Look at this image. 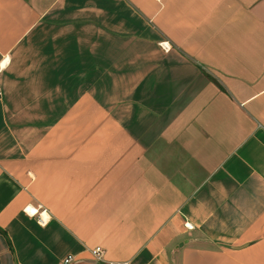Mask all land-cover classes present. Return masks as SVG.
Masks as SVG:
<instances>
[{"label":"crops","instance_id":"obj_1","mask_svg":"<svg viewBox=\"0 0 264 264\" xmlns=\"http://www.w3.org/2000/svg\"><path fill=\"white\" fill-rule=\"evenodd\" d=\"M0 88V264H264V0H0Z\"/></svg>","mask_w":264,"mask_h":264},{"label":"rangeland","instance_id":"obj_2","mask_svg":"<svg viewBox=\"0 0 264 264\" xmlns=\"http://www.w3.org/2000/svg\"><path fill=\"white\" fill-rule=\"evenodd\" d=\"M93 46V45H92ZM91 44H90V48H92ZM79 52V51H78ZM96 53V51H94ZM127 52V51H126ZM74 54H76V51H74ZM92 52L91 50H89V60L90 62L93 61V56H92ZM121 56H122V59L124 56V52L121 51ZM95 59V58H94ZM95 64H96V61H95ZM93 65V66H89V71H90V74H89V79L87 82H79L80 85L83 84V88L85 89V91H87L90 95H92L94 98V100L96 101V97H100V96H104L105 98V105L106 107H108L111 111V107H112V82L111 81H106V82H100L98 80V77L100 74H102L103 72H107L109 69L112 70L113 67H108V66H97L96 65ZM80 67L77 65V66H74V76L76 75L75 73H79V69ZM74 94H80L81 91L79 90L80 89V85L74 81ZM74 116H76L74 114ZM79 117V115H78ZM76 117H74L73 119L75 120ZM72 133H80V129L78 130H75L73 129L72 130ZM89 136H95V131L93 130H90V134Z\"/></svg>","mask_w":264,"mask_h":264},{"label":"built area","instance_id":"obj_3","mask_svg":"<svg viewBox=\"0 0 264 264\" xmlns=\"http://www.w3.org/2000/svg\"><path fill=\"white\" fill-rule=\"evenodd\" d=\"M2 98V90L0 88V100ZM41 223H45V221L43 220V218H40ZM92 256L94 257L95 260L97 261H102V257H103V249L102 248H96L93 251H91ZM74 260L73 257H68L65 260V264H70L72 263V261ZM112 264H131V262H122V263H112Z\"/></svg>","mask_w":264,"mask_h":264},{"label":"bare ground","instance_id":"obj_4","mask_svg":"<svg viewBox=\"0 0 264 264\" xmlns=\"http://www.w3.org/2000/svg\"><path fill=\"white\" fill-rule=\"evenodd\" d=\"M31 211V210H30ZM31 213H35L34 211H31Z\"/></svg>","mask_w":264,"mask_h":264}]
</instances>
